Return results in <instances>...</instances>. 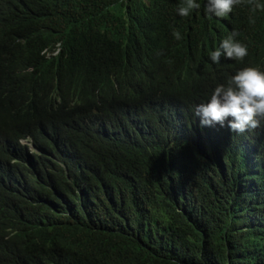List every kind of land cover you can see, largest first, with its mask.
<instances>
[{"label": "trees", "instance_id": "obj_1", "mask_svg": "<svg viewBox=\"0 0 264 264\" xmlns=\"http://www.w3.org/2000/svg\"><path fill=\"white\" fill-rule=\"evenodd\" d=\"M196 2L0 0V264H264V119L194 115L264 72V10Z\"/></svg>", "mask_w": 264, "mask_h": 264}, {"label": "clouds", "instance_id": "obj_2", "mask_svg": "<svg viewBox=\"0 0 264 264\" xmlns=\"http://www.w3.org/2000/svg\"><path fill=\"white\" fill-rule=\"evenodd\" d=\"M173 0L174 13L187 17L193 10L200 9L201 5L196 0ZM204 3L206 15L223 18L233 11L234 5H239L244 0H200ZM247 3L256 9L264 10V4L258 0H247ZM177 40L181 39L180 33L174 32ZM239 33L233 31L224 38L219 47L210 53L214 63H219L221 56L229 60L242 61L248 55V47L235 37ZM194 115L199 118L200 125L212 127L227 126L230 131L244 133L260 127L264 119V72L255 67H245L231 76L226 85L215 87L210 99L200 103L194 109ZM227 122V123H226Z\"/></svg>", "mask_w": 264, "mask_h": 264}]
</instances>
